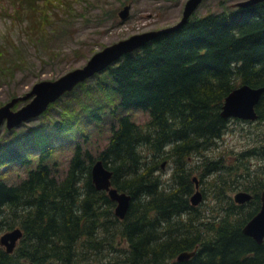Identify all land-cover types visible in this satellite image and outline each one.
I'll return each instance as SVG.
<instances>
[{
	"label": "trees",
	"instance_id": "trees-1",
	"mask_svg": "<svg viewBox=\"0 0 264 264\" xmlns=\"http://www.w3.org/2000/svg\"><path fill=\"white\" fill-rule=\"evenodd\" d=\"M225 8L191 15L179 29L158 35L92 76L100 75V88L108 82L117 98L112 116L123 112L109 126L107 142L94 160L76 144L64 176L57 179L46 161L58 146L33 136L34 168L15 185L0 180V234L21 232L10 254L0 247V264L264 262V240L256 244L241 232L259 209L264 182L244 187L250 199L236 205L224 193L227 183L217 174L218 163L206 161L205 172L216 174L213 201L222 217H197L188 198L194 183L185 168L187 157L219 138L226 121L220 107L234 88H263L254 112L256 123H264V0ZM12 17L20 19L15 12ZM1 53L0 65L7 70L9 61ZM131 110L146 113L147 122L136 125ZM53 131L62 135L64 128L55 122ZM263 138L240 156L264 159ZM26 147L0 144V169L30 166ZM95 160L111 172V187L130 198L122 220L113 216L114 203L91 184ZM166 161L173 167L164 186L155 172ZM117 242L125 250L117 251ZM182 252L194 254L176 261Z\"/></svg>",
	"mask_w": 264,
	"mask_h": 264
},
{
	"label": "rangeland",
	"instance_id": "rangeland-1",
	"mask_svg": "<svg viewBox=\"0 0 264 264\" xmlns=\"http://www.w3.org/2000/svg\"><path fill=\"white\" fill-rule=\"evenodd\" d=\"M185 1L0 0V52L2 58L9 61L7 70H3V64L0 65V106L13 97L27 93L37 82L52 81L70 70L80 68L92 54L107 45L131 35L174 25L180 19ZM239 1L244 0H201L192 16L220 13L226 6ZM62 3L68 6V11L64 5L61 6ZM126 5L127 16L120 20L117 14ZM13 12L20 17L19 20L12 17ZM43 17H48L49 21L44 22ZM99 76L77 84L70 92L49 104L42 116L40 114L10 130H6L4 125L0 127V144L14 142L29 146L26 150L32 160L30 166L1 168L0 180L15 185L28 169L34 168L33 136L47 137L58 146L46 161L57 179L64 176L70 150L76 144L88 152L93 160L97 157L109 137V126L123 113L116 110V115L112 116L118 100L111 93L108 82L104 83L105 88H100L102 83ZM26 102L17 103L11 110L15 111ZM129 113L136 125L142 126L147 122L146 113L138 110ZM55 122L62 124V135L52 132ZM256 122L227 119L219 138L187 157L185 168L191 172L192 178L198 180L201 196L195 206L197 217L216 219L223 215L213 201L216 174L205 172L206 161L218 163L217 174H223L227 183L224 193L232 203L236 192H244V187L264 182V159L240 156L264 136V123ZM172 167L171 162L166 161L155 172L164 186L170 184ZM221 167L225 170L222 171ZM119 244H115V249L125 250V245Z\"/></svg>",
	"mask_w": 264,
	"mask_h": 264
},
{
	"label": "water",
	"instance_id": "water-1",
	"mask_svg": "<svg viewBox=\"0 0 264 264\" xmlns=\"http://www.w3.org/2000/svg\"><path fill=\"white\" fill-rule=\"evenodd\" d=\"M261 1L263 0H244L233 4V6L246 8ZM200 2L201 0H186L180 19L170 27L131 35L95 52L80 68L70 70L52 81H40L33 84L27 93L13 97L0 106V127L4 125L6 130H10L19 124L38 117L46 110L49 104L55 102L65 93L70 92L77 84L114 64L123 54L140 48L160 34L179 29L190 18ZM127 12L128 6H123L117 17L122 20L127 16ZM262 92L263 88H250L246 85L234 88L223 99L219 111L220 118L224 120L232 118L249 122L256 120L257 116L254 112V107L259 101ZM24 101L27 102L15 111L11 110L14 105ZM89 175L93 188L98 192H104L108 200L114 203L113 216L118 220H122L129 205V196L124 193H118L111 187V172L99 160H95L92 163ZM192 181L194 183V192L189 197V204L196 206L201 196L195 179H192ZM249 199L250 195L245 192H236L232 197V201L237 205H242ZM259 202L257 213L244 224L241 230L244 236L250 238L256 244H260L264 238V190L260 193ZM20 237L21 232L17 228L4 232L0 235V247L3 248L6 254H10ZM193 254L194 252H182L176 256L175 260L178 262L185 261L192 257Z\"/></svg>",
	"mask_w": 264,
	"mask_h": 264
}]
</instances>
